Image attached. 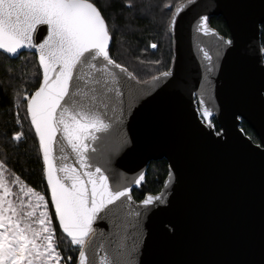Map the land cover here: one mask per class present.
<instances>
[{
    "label": "water",
    "instance_id": "95a60500",
    "mask_svg": "<svg viewBox=\"0 0 264 264\" xmlns=\"http://www.w3.org/2000/svg\"><path fill=\"white\" fill-rule=\"evenodd\" d=\"M180 5L183 9L177 13L175 8L170 18L176 14L174 27L168 26L173 49L168 77L159 74L158 80L139 82L109 66L118 81L119 103L109 93L113 103L107 108L98 104V110L107 113L106 122L118 131L110 137L96 134L107 137L109 163H96L93 171L101 167L110 186L118 179L130 198H122L119 218L101 212L93 222L86 255L94 264L103 256L111 257L118 246L131 253L132 264H264V49L260 43L264 0H192ZM201 17H207L208 27L222 37L209 25L210 18H221L229 34L223 38L232 44L217 49L214 45L219 41L199 30ZM46 35V26L41 25L34 39L42 42ZM200 48L212 55L211 63ZM22 53H34L39 64L35 49H19L14 56L0 50L9 59ZM205 107L212 112L208 120L202 115ZM28 120L55 218L39 137L29 115ZM242 122L258 143L244 134ZM64 144L66 163L78 168L75 155ZM60 155L56 144L57 168ZM162 160L167 175L160 191L135 202L132 191L144 183L149 164ZM148 196H160L161 201L145 206ZM55 221L60 233L71 240Z\"/></svg>",
    "mask_w": 264,
    "mask_h": 264
},
{
    "label": "snow or ice",
    "instance_id": "6c2138e0",
    "mask_svg": "<svg viewBox=\"0 0 264 264\" xmlns=\"http://www.w3.org/2000/svg\"><path fill=\"white\" fill-rule=\"evenodd\" d=\"M182 9L183 5H178L177 13ZM175 15L169 21V28L176 23ZM207 19L201 17L199 30L203 35L215 37L219 41L214 45L217 49L231 45L230 39L218 36L208 27ZM41 25L46 26L47 33L42 42L34 39V33ZM109 41L105 20L89 0H0V50L13 56L24 48L39 53L43 81L30 98H24L31 124L39 137L55 218L71 238V243L78 246L79 264H94L86 255V238L93 232L92 225L98 214L103 212L105 216L119 218L122 198H130L128 189L123 188L118 179H114V186H110L109 177L101 167L96 166L93 171L94 164L109 163L105 159L110 150L107 137L96 134L106 133L110 137L118 131L112 123L106 122L107 113L98 110V104L107 108L113 103L109 93H114L115 103H119L118 81L109 66L134 78L110 58ZM199 51L206 61L212 62L209 51L204 48ZM169 75V71L160 73L161 77ZM158 79L153 77V80ZM211 114L209 108H203L205 120ZM15 138L19 139V136ZM65 141L75 155L78 168L66 163L69 157L63 155ZM123 143L126 145L127 140ZM56 144H59L61 154L58 168L53 164ZM3 168L0 163V190L6 196L12 193L7 187ZM142 179L144 177H140ZM140 180L136 183L139 184ZM28 191L32 192V189ZM37 199L44 201L45 198L38 196ZM154 200L161 201V197L148 196L143 204L148 206ZM27 206L31 207V204ZM44 207H48L47 203ZM33 215L34 210L19 212L11 201L5 208L4 196H0V264H37V261L40 264L51 261L60 264L61 255L53 242L54 229L47 226L51 224L47 212H41L40 219L35 221L40 225L39 229L33 227L30 219ZM41 237L46 246L37 242ZM130 256V252L118 246L112 250L111 257H101L99 264H132Z\"/></svg>",
    "mask_w": 264,
    "mask_h": 264
},
{
    "label": "trees",
    "instance_id": "16d2710c",
    "mask_svg": "<svg viewBox=\"0 0 264 264\" xmlns=\"http://www.w3.org/2000/svg\"><path fill=\"white\" fill-rule=\"evenodd\" d=\"M187 1L89 0L99 9L108 28L110 58L126 68L139 82L149 81L170 68L173 49L168 30L169 21L175 8ZM209 25L222 37L229 36L221 18H210ZM260 43L264 49V24L261 26ZM150 44H156V49L150 51ZM122 57L126 59L125 62ZM129 63L141 68L148 65L151 69L148 68L149 72L138 73ZM40 82L41 70L34 53H22L14 59L0 54V163L4 165L3 171L6 174L15 179L18 177L19 182L44 195L60 239L61 252L70 259L69 264H76L78 250L60 233L48 201L38 144L25 107L16 108L17 95L25 91L33 93ZM212 124L218 131L215 120ZM241 129L254 143H258L246 123H241ZM15 135L19 139L15 140ZM166 175L167 164L164 160L150 163L144 183L132 191L133 200L138 202L145 195L158 193Z\"/></svg>",
    "mask_w": 264,
    "mask_h": 264
},
{
    "label": "rangeland",
    "instance_id": "374dc122",
    "mask_svg": "<svg viewBox=\"0 0 264 264\" xmlns=\"http://www.w3.org/2000/svg\"><path fill=\"white\" fill-rule=\"evenodd\" d=\"M151 45L152 44L149 45V50L150 51L155 50L156 48H152ZM121 55H123V53ZM122 59H123V62H125L124 60H126V59H124L123 57H122ZM128 65H131L132 69L136 70L138 73H140L141 71L149 72L151 69L150 66H148V65L146 68L136 67V66H134V64H131V63H129ZM148 68H150V69H148ZM31 94L32 93H30L29 91L28 92L25 91L24 93H20L19 95H17V106H16V108L19 107L21 109L22 107H25V112L27 113V100L24 97L28 96L30 98ZM15 137H17V135H15L13 137L16 140ZM4 177H5V180L7 183V187L10 189V191L12 193L11 195L5 196L3 190H0V196H4L5 208L8 207V202L11 201L19 212H27V211H33L34 210V215L30 219H31V221H33V227L36 229L40 228V225L35 222V221H38L40 219V213L41 212H47L48 217L51 220V224L47 225V226L54 229V232H53L54 240H53V242H54V246H55L56 251L58 253H60V255H61L60 264H69L70 259L68 257H66V255L64 253L61 252L60 239L56 233V230H55V227H54L51 215H50L49 206L47 208L44 207L45 203H47V205H48L47 199L44 197L45 198L44 201H39L37 199V197L38 196H44V195H42L41 193L35 192L33 190H32V192H29L28 189H30V188H28L24 183L19 182L17 179L12 178L11 176L6 174L5 172H4ZM22 188H23V192H21ZM29 203L31 204V207L27 206ZM43 235H46V234H42V236ZM37 242L41 243V244H45L42 237L40 239H38ZM70 243H71V240H70ZM45 246H46V244H45ZM71 246L78 250V246L73 245L72 243H71ZM78 253H79V250H78ZM37 264H40V262L37 261ZM49 264H55V262L51 261V262H49Z\"/></svg>",
    "mask_w": 264,
    "mask_h": 264
},
{
    "label": "bare ground",
    "instance_id": "6f19581e",
    "mask_svg": "<svg viewBox=\"0 0 264 264\" xmlns=\"http://www.w3.org/2000/svg\"><path fill=\"white\" fill-rule=\"evenodd\" d=\"M86 241H87V238H86Z\"/></svg>",
    "mask_w": 264,
    "mask_h": 264
}]
</instances>
